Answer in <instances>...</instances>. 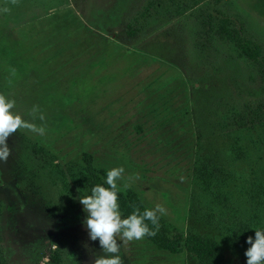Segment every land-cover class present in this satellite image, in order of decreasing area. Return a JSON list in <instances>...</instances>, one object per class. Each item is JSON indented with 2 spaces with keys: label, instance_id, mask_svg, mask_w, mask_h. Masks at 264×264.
Here are the masks:
<instances>
[{
  "label": "rangeland",
  "instance_id": "obj_1",
  "mask_svg": "<svg viewBox=\"0 0 264 264\" xmlns=\"http://www.w3.org/2000/svg\"><path fill=\"white\" fill-rule=\"evenodd\" d=\"M225 31L264 58V0H0V95L34 126L0 160V264L101 254L77 199L84 154L122 167L118 185L160 205L167 234L215 239L225 264H245L264 227V71ZM119 254L200 264L144 236Z\"/></svg>",
  "mask_w": 264,
  "mask_h": 264
},
{
  "label": "clouds",
  "instance_id": "obj_2",
  "mask_svg": "<svg viewBox=\"0 0 264 264\" xmlns=\"http://www.w3.org/2000/svg\"><path fill=\"white\" fill-rule=\"evenodd\" d=\"M14 101L0 95V160L9 155L7 138L18 128H33L21 115L11 111ZM122 167L106 170L103 183L93 185L78 200L85 213L82 224L87 230L88 239L96 241L101 254L94 256L92 264H122L120 245L126 241L139 240L145 235H153L145 221L157 225V212L163 213L160 205L145 208L142 213L133 210L126 216L120 211L117 194L126 185H118L123 172ZM107 185V187H105ZM119 241V243H118ZM245 264H264V227L254 229L252 235L245 237Z\"/></svg>",
  "mask_w": 264,
  "mask_h": 264
},
{
  "label": "trees",
  "instance_id": "obj_3",
  "mask_svg": "<svg viewBox=\"0 0 264 264\" xmlns=\"http://www.w3.org/2000/svg\"><path fill=\"white\" fill-rule=\"evenodd\" d=\"M129 33L131 35L134 34L133 31ZM225 33L227 39L236 43L242 56L259 63L264 71V58L261 56L259 45L251 40L242 38L239 34L232 35L227 31ZM83 159L86 163V168L81 174V177L85 186L90 189L95 184L103 183L106 170L94 167L91 156L88 154H84ZM117 197L120 211L124 216L133 210H138L142 213L146 208L132 189H122L118 192ZM1 210L2 206H0V213ZM145 223L148 224L150 230L154 231V234L145 235L144 237L152 241L159 249L167 250L175 254L185 252L194 255L200 264H225L224 252L217 240L202 238L194 234L184 235L183 233H176L169 235L158 222V226H153L149 221H145Z\"/></svg>",
  "mask_w": 264,
  "mask_h": 264
}]
</instances>
